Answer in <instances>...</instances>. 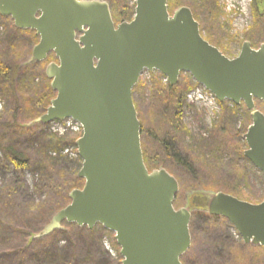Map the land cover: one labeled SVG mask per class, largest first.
I'll use <instances>...</instances> for the list:
<instances>
[{
  "label": "water",
  "instance_id": "water-1",
  "mask_svg": "<svg viewBox=\"0 0 264 264\" xmlns=\"http://www.w3.org/2000/svg\"><path fill=\"white\" fill-rule=\"evenodd\" d=\"M0 16L38 37L30 64L50 54L45 68L56 94L30 125L72 120L82 128L75 141L80 189L35 239L63 230L62 224L114 234L121 264H182L191 247L189 209H175L179 184L164 168L149 171L141 148V126L133 89L143 71L157 72L170 86L188 74L223 103L243 105L251 123L244 157L264 175V43L244 42L228 58L207 42L191 9L172 14L168 0H135L130 22L115 25L102 0H0ZM208 214L235 229L244 245L264 249V201L258 204L218 192Z\"/></svg>",
  "mask_w": 264,
  "mask_h": 264
},
{
  "label": "trees",
  "instance_id": "trees-1",
  "mask_svg": "<svg viewBox=\"0 0 264 264\" xmlns=\"http://www.w3.org/2000/svg\"><path fill=\"white\" fill-rule=\"evenodd\" d=\"M183 1L185 3L188 0H168L169 12L172 13L179 7H182ZM191 1L192 3L189 7L195 20L200 18L199 16L204 20H206L207 16L210 18L214 16L215 20L219 19L216 0ZM108 4L115 23L128 20L134 14L133 10H126L125 0H110ZM0 25L4 28V36L0 35V46L2 47L0 51V97L7 101L8 104L4 112L6 113L7 111L9 113L8 118L5 117L4 112L0 116V151L4 157L0 165L3 168L11 166L16 172L20 173L26 170L31 171L32 175L38 176L43 183H51L54 181L53 186L48 187L54 192L58 200L50 209L40 207L37 210V206H33L27 213V216H24L23 223L26 221L34 223V221H42L43 218L49 219L53 213H57L63 209L70 203L68 198L70 191L83 187L84 181L77 178L79 169L68 174L70 178L67 180L65 179L68 176L67 173L60 167L61 162L64 161L62 152L66 148L72 147L75 154H77L74 143L79 136L75 135L69 139L59 138L55 134L47 133L45 131L46 126L39 124L30 125L32 121L45 113L50 101L56 96L50 88V80L45 76V65H47V62L30 64L26 57V55H29V51H32L31 46H34L38 42V37L33 31L18 30L14 27L10 18L1 16ZM24 38H26V41ZM219 50L225 56L228 55L223 50ZM23 62L24 64L22 66L21 64ZM158 76L159 79L154 78L150 85L147 86L148 93L150 94L149 101L153 103V106L154 104L157 105V113L152 111L154 107L149 111L152 114L151 116L155 112L156 127L154 126V128L143 130V119L138 116L141 126L140 136L142 135L144 137V134L149 135L151 141H156L159 149V152L153 153L148 158V161L144 159V162H147L145 164L147 169L149 171L152 170L149 167L150 163H155L157 160L162 164L164 163V166L172 164L175 168H180L185 173L196 175L198 170L194 165L197 162L205 166L208 165L211 169L217 165H221L226 157L227 150L232 149L229 140H231V137L234 139V135L239 136L238 131L235 130L233 132L226 124H232V119L242 109L247 113V118L250 120L249 113L245 107L225 106L224 103L220 104L222 112H225L223 116L225 120L220 123L221 130L216 131V134L210 135L209 138L195 140L191 137L190 131L182 121L183 112L194 109L193 106L188 105L185 101V94L191 86L187 85L184 87L181 83H178L172 87L163 84L160 80V75ZM38 77L41 80L39 84H36L35 79ZM144 85L142 82H139L133 89V95L136 91L142 90ZM134 105L137 111L135 101ZM247 126L243 129V133H245ZM185 136L191 139L193 147L196 149L195 155L197 158L192 159V162L183 157L184 153L179 149L180 145H183L182 138ZM243 147H246L244 143L242 148L234 147L232 149L237 158H244ZM141 148L143 157L145 155L147 156L146 149L145 147L143 148L142 143ZM74 161L78 167H81V160L78 156H76ZM181 180H178L179 184H181ZM236 183L237 181H235ZM230 186L226 185V183L223 185L222 183L219 187L228 189ZM227 194L232 195L230 191H227ZM233 196L238 199L242 198L238 195ZM199 199L201 198L199 197ZM5 206V208L0 207L1 216L3 214L10 215V213H13V205L11 203L7 202ZM26 224H22V226ZM28 226H25V229L23 227L20 229L12 227V236L7 238L4 232L9 226L6 228L0 219V243L4 244L8 242L12 245L11 249H6L5 252L7 253L0 252V264H3V257H17L18 260L15 264H69L68 258L70 257L74 261V251L77 248V243H80V240L97 244L98 232L104 230L100 225L95 226L90 231L86 227L79 228L73 224H64L62 227L65 226L66 229L63 227V230L55 231L45 238L31 240L28 234ZM65 230H74V233H72L74 239L72 240L73 236H67L68 246L60 249L58 243L61 237L66 236ZM16 233L17 235L23 234V238H26L25 248L19 246V240L15 241ZM31 244H40L42 246L39 247L40 250L36 251L28 247ZM243 248L256 250L255 248H249L244 245ZM226 249L230 256H232V252L237 251L238 247L231 249L226 247ZM119 259L121 262V258Z\"/></svg>",
  "mask_w": 264,
  "mask_h": 264
},
{
  "label": "rangeland",
  "instance_id": "rangeland-1",
  "mask_svg": "<svg viewBox=\"0 0 264 264\" xmlns=\"http://www.w3.org/2000/svg\"><path fill=\"white\" fill-rule=\"evenodd\" d=\"M102 1L109 3L110 0ZM125 3L126 10H133L134 12L133 8L135 0H125ZM185 3L183 1V6L189 7L192 1L188 0L187 2L185 1ZM216 5L218 12L217 15L219 16L218 20H215L214 16L211 18L207 16L206 20L199 16L200 18L196 19V21L199 23L202 37L208 39L213 46L218 47L228 54V58L232 59L238 55L240 44L244 41H249L253 48H257L262 42L264 43V15H262L263 17H256V11L254 10L253 16L255 15V19L251 17L250 3L247 7V10L249 11L246 14L238 13L242 18H236L233 16L234 10H232V6L238 8L239 0H216ZM229 5L231 8L230 10L232 11L229 10ZM259 11L262 12V7H260ZM132 18L133 16L131 15V17L125 21L127 22ZM3 32L4 28L0 25V35H3ZM24 40L26 41V38H24ZM27 47L29 48V46ZM31 48H33V46H31ZM31 48L29 49L31 50ZM1 50L2 47L0 46V51ZM26 57L30 61V51L29 55H26ZM46 62L47 64L53 62V59L48 58ZM23 64L24 62L21 65L23 66ZM154 78L159 79V76L153 74L141 78L140 82L145 84L144 88L136 91L133 95V99L137 106L138 116L143 119V130L154 128L157 124V122L155 123L157 105L154 104L153 106V103L149 101L150 94L147 90L148 83L146 80L148 79L151 82ZM40 80V77L36 78L35 83L39 84ZM178 82L184 87L187 85L191 86L186 94L194 88V81L188 74H181ZM186 103L188 105L193 104L189 102ZM7 104V101L0 97V116L5 113L4 111ZM191 106H193L194 109L186 110L184 116V123L190 131L191 137L198 140L199 138H206L205 136L207 134H216L217 125L225 120L223 117L225 112L221 111L219 115H216L218 117L213 116L215 118L212 120L207 113L204 112L205 110L203 108L194 104ZM152 107H154L152 111H155L153 112V116L149 113ZM256 110L264 113V104L257 102ZM239 112L240 113L235 115L234 118L230 115L233 118L232 124H226L227 127L233 130V132H235V130L239 132V136L234 135V139L231 137V140H229L232 149L234 147L242 148L244 143V141H242L243 129L251 123L247 118V113L243 109ZM5 117H9L7 111ZM144 120L146 121L144 122ZM53 128L54 130L56 129L53 124L46 125L45 131L47 133L57 134V137L59 138L69 139L75 136V134L71 132L61 136L59 131L53 133ZM182 139L183 145H180L179 149L184 153L183 157L192 162V159L197 158L195 155L196 149L193 147L191 139L187 136ZM141 143L143 148L145 147L146 149L147 158L152 156L153 153L159 152L156 141H151L149 135L144 134V137L141 135ZM232 149L227 150L226 157L222 161V164L217 165L213 169L208 167V165L205 166L204 164L197 162L194 165L198 170L196 175L185 173L182 169L175 168L172 164L164 166V163L162 164L157 160L155 163H150L149 167L152 170L164 168L174 176L177 181L182 179L180 181L181 184H179V192L174 201V207L175 209L186 208L189 209V211L194 212V218L190 226L191 248L183 258L185 264H264V251L257 248H255L256 250L243 248L240 237L235 235L234 230L230 228L231 225L228 221L223 219H209L204 221L199 217V215H202L201 211L199 212L198 209L195 208L197 206H202L205 201L208 202L209 197L219 191L226 194L227 191H230L232 194L231 196H241L242 198L239 200L253 204H258L264 201V175L247 159L237 158ZM245 149L246 147H243V151ZM62 156L64 157V161L61 162L60 167L67 173V175L80 169L74 161L76 155L72 147L66 148L62 152ZM3 160L4 157L0 151V162ZM0 168V207L5 208V203L7 202L13 205V213H10V215H0V219L3 221L6 228L9 226L4 234L7 238H10L12 236V227H17L18 229L23 227V229H25V226L30 225L27 227L29 231L28 234L30 235L29 237L31 240H36L34 237L43 230L56 212L53 213L49 219L43 218L42 221H34V223L26 221L25 223L27 224L22 226V224H25L23 223L24 216H27V213L33 206H37V210H39L40 207L50 209L57 203L58 200L56 195L48 187H52L54 181L51 183H43L38 176L32 175V172L28 170L20 173L16 172L11 166L3 168V166L0 165ZM69 178L70 175L65 177L67 180ZM225 180L227 181L224 182ZM235 181H237L236 184ZM222 183L223 185L226 183V185L231 186L228 189L225 187L220 188L219 186ZM203 195L205 197L201 198L200 201H197L198 199L196 200V198L202 197ZM63 227L66 229L65 226ZM73 231L74 230H65L66 236L61 237V240L58 243L60 249L68 246L69 243L67 236L72 237V233H74ZM15 236V241L19 240V246L25 248L26 238H23V234L17 235L16 233ZM225 237L233 238V242L235 241V244L238 246L237 251L232 252V256L228 258V261L219 258V255H221L219 253L221 245L219 246V244ZM73 239L74 236L72 237V240ZM96 241L97 244L80 240V243H77V248L74 251V261H72L70 257L68 258L69 264H121L119 259L120 248L116 244L113 233L104 229L98 232ZM41 246L42 245L40 244H31L28 247L38 251ZM11 248L12 245L8 242L4 244L0 243V252L2 253H7L5 252L6 249L9 250ZM17 260V257H3L2 263L15 264Z\"/></svg>",
  "mask_w": 264,
  "mask_h": 264
},
{
  "label": "built area",
  "instance_id": "built-area-1",
  "mask_svg": "<svg viewBox=\"0 0 264 264\" xmlns=\"http://www.w3.org/2000/svg\"><path fill=\"white\" fill-rule=\"evenodd\" d=\"M251 0H239V7L236 8L235 6H232V10H234L233 12V16H235L236 18H242V16L240 14H238L239 12L242 14H246L249 10H247L248 4L250 3ZM229 10L230 5L228 6ZM230 10V11H232ZM238 11V12H237ZM164 82H166V80H164ZM186 99L189 103H193L196 106L202 107L204 109H206L207 113L210 116H214L219 112V107L217 105V102L215 100V98L209 93L207 92L203 87L201 86H197L195 89H193L192 91H190L187 96ZM54 127L57 129L53 131H59V133L61 135H64L66 133H73V134H79L81 132V128L78 124L72 122V121H66L62 124H58L56 123L54 125ZM60 129V130H59Z\"/></svg>",
  "mask_w": 264,
  "mask_h": 264
},
{
  "label": "flooded vegetation",
  "instance_id": "flooded-vegetation-1",
  "mask_svg": "<svg viewBox=\"0 0 264 264\" xmlns=\"http://www.w3.org/2000/svg\"><path fill=\"white\" fill-rule=\"evenodd\" d=\"M259 1V2H258ZM260 7H262V12H260L259 10H260ZM250 9H251V17H253L254 19H255V15L253 16V12H254V10L256 11V17H259V16H262V15H264V0H251V3H250ZM263 17V16H262ZM132 19H130L129 21H127V22H130ZM114 21V20H113ZM122 22H126V21H122ZM122 22H119V23H115V25H118V24H120V23H122ZM200 27V26H199ZM207 42H209V40L208 39H206V38H204ZM244 42H249V41H244ZM244 42H242V44L244 43ZM210 43V42H209ZM250 43V42H249ZM211 44V43H210ZM242 44H240V50H241V46H242ZM251 44V43H250ZM261 44H263V42L261 43ZM261 44H259V46L261 45ZM258 46V47H259ZM251 47H252V45H251ZM257 47V48H258ZM253 48V47H252ZM257 48H253V49H257ZM240 50H239V52H240ZM239 54V53H238ZM48 58H52L53 59V62H56L55 61V58H54V55L53 54H50L49 56H48ZM184 114H183V117H182V121H183V124H185L184 123V116H185V113H186V110L183 112ZM206 113V112H205ZM215 117H218V116H215ZM215 117H210L212 120H214V118ZM218 127H217V129H216V131H219V130H221V127H220V124H218L217 125ZM206 138L208 137H210V135L209 134H207L206 136H205ZM242 141H243V139H242ZM245 144V143H244ZM244 153V152H243ZM144 159H145V161H148L149 159L147 158V156L145 155V157H143ZM147 162H145V164H146ZM150 171H152V170H150ZM194 197V196H193ZM203 197H205L204 195L202 196V197H200V198H203ZM196 199H198L197 201H200V199L199 198H196ZM205 200V199H204ZM207 202L205 201L204 203H203V205L202 206H197V207H195L196 209H198V211L200 212L201 211V213H202V215H199V217H200V219H203L204 221H207V220H209V219H223V218H221V217H216V216H211V215H209L208 214V211H207V208L205 207V204H206ZM193 209V208H192ZM193 213L194 212H192L191 211V220H190V226H191V223H192V220H193ZM223 220H225V219H223ZM231 225V224H230ZM229 225V226H230ZM190 226H189V230H190ZM230 228L232 229V230H234V233H235V235L236 236H238V234H237V232L235 231V229L232 227V225L230 226ZM190 236H191V233H190ZM223 241L222 242H220V244H219V246L221 245V248H220V251H219V253L221 254V255H219V258H221L222 260H226V261H228V258H230L231 256H230V254L228 253V250L226 249V247L228 248V249H231V248H237L238 246L235 244V241L233 242V238H231V237H225L224 239H222ZM234 240H236V239H234ZM241 240V239H240ZM237 241V240H236ZM241 242H242V240H241ZM242 245H244L243 244V242H242ZM244 246H246V247H249V248H255V247H252V246H249V245H244ZM257 249H261L262 251H264V249L263 248H257ZM190 250V249H189ZM188 250V251H189ZM188 253V252H187ZM187 253H185L184 255H183V257L181 258V262H182V264H185L184 262H183V258H184V256L187 254Z\"/></svg>",
  "mask_w": 264,
  "mask_h": 264
}]
</instances>
